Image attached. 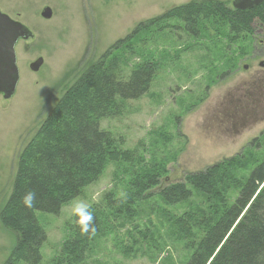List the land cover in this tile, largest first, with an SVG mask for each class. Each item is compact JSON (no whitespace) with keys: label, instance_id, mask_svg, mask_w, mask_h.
I'll use <instances>...</instances> for the list:
<instances>
[{"label":"rangeland","instance_id":"rangeland-1","mask_svg":"<svg viewBox=\"0 0 264 264\" xmlns=\"http://www.w3.org/2000/svg\"><path fill=\"white\" fill-rule=\"evenodd\" d=\"M193 1L206 0H0L4 13L33 32L16 46V94L9 100L0 94V211L12 193L24 149L90 63L115 56L124 75L145 62L156 65L150 90L138 99H117L116 111L102 120L110 151L119 159L107 153L99 179L59 214L37 212L47 234L39 264H185L191 252L179 219L207 210V199L195 194L170 206L161 190L244 151L252 157L225 169L222 179H242L264 159V104H222L230 102L228 92L241 86L252 84L254 93L260 91L252 77L264 68L260 23L234 37L205 17L195 35L173 17L153 25L148 41L135 44L134 53L117 49V42L141 22ZM46 6L53 11L50 19L41 14ZM39 57L44 63L34 72L30 64ZM159 174L158 185L134 196ZM78 201L101 219L82 259L65 252L74 238L72 207ZM15 245L14 234L0 220V264L9 260Z\"/></svg>","mask_w":264,"mask_h":264},{"label":"trees","instance_id":"trees-1","mask_svg":"<svg viewBox=\"0 0 264 264\" xmlns=\"http://www.w3.org/2000/svg\"><path fill=\"white\" fill-rule=\"evenodd\" d=\"M173 17L187 23L195 35L199 20L212 17L227 29L228 36L239 37L257 23L264 26V2L250 10H235L216 0L176 6L151 21L141 22L128 37L117 42V49L134 53L135 44L148 41L153 25ZM114 58L106 54L105 59L87 66L24 149L12 193L0 211L2 225L16 238L5 264L19 260L39 264L47 234L37 212L59 214L64 204L99 179L107 153L109 158L119 159L110 151V137L101 127L102 120L116 111L117 99H138L150 90L156 65L145 62L124 75ZM236 66L235 62L233 67ZM247 155L253 154L244 151L161 190L162 200L170 206L190 200L195 194L207 199V210L199 209L179 219L184 244L191 252L185 264H264V159L242 179H222L225 169L247 162ZM159 182L160 174L150 178L134 196ZM29 191L36 193L31 208L23 204ZM228 195L231 196L227 198ZM92 214L96 233L101 219L95 212ZM91 235V231L83 233L76 222L74 238L67 241L65 252L82 259Z\"/></svg>","mask_w":264,"mask_h":264},{"label":"water","instance_id":"water-1","mask_svg":"<svg viewBox=\"0 0 264 264\" xmlns=\"http://www.w3.org/2000/svg\"><path fill=\"white\" fill-rule=\"evenodd\" d=\"M263 2L264 0H233V6L238 10H250ZM41 14L42 17L50 19L53 11L51 7L46 6ZM32 37L31 29L0 9V94L6 100L11 99L16 94L20 80L16 46L19 40H28ZM43 63L44 59L39 57L30 64V68L37 72ZM260 66L264 67V61L260 63Z\"/></svg>","mask_w":264,"mask_h":264},{"label":"flooded vegetation","instance_id":"flooded-vegetation-1","mask_svg":"<svg viewBox=\"0 0 264 264\" xmlns=\"http://www.w3.org/2000/svg\"><path fill=\"white\" fill-rule=\"evenodd\" d=\"M228 1H230L232 5L229 7L236 10V8L233 6V0ZM252 77L255 79L254 82L256 83V88H259L260 91L256 90L254 93V86L252 84H250L251 90L241 86L228 92L226 98L230 97L231 100L228 103L224 101L222 104H264V68L261 70H256ZM257 83L259 85H257ZM245 114L246 113H244V116L240 118L241 120L244 119ZM232 118L236 120L234 116H232Z\"/></svg>","mask_w":264,"mask_h":264},{"label":"clouds","instance_id":"clouds-1","mask_svg":"<svg viewBox=\"0 0 264 264\" xmlns=\"http://www.w3.org/2000/svg\"><path fill=\"white\" fill-rule=\"evenodd\" d=\"M36 198L35 191L27 192L23 197V204L31 208L33 207L34 201ZM73 216L77 218L76 222L81 227V231L85 234L90 231L94 234L96 231L94 225V216L92 212L89 211V206L83 202H74L72 207Z\"/></svg>","mask_w":264,"mask_h":264}]
</instances>
